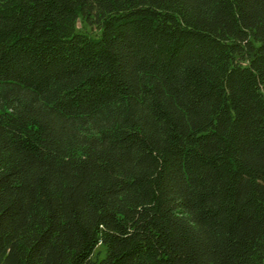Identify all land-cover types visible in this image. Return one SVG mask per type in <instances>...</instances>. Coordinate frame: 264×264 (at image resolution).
Here are the masks:
<instances>
[{
	"label": "trees",
	"instance_id": "1",
	"mask_svg": "<svg viewBox=\"0 0 264 264\" xmlns=\"http://www.w3.org/2000/svg\"><path fill=\"white\" fill-rule=\"evenodd\" d=\"M0 264H264V0H0Z\"/></svg>",
	"mask_w": 264,
	"mask_h": 264
},
{
	"label": "rangeland",
	"instance_id": "2",
	"mask_svg": "<svg viewBox=\"0 0 264 264\" xmlns=\"http://www.w3.org/2000/svg\"><path fill=\"white\" fill-rule=\"evenodd\" d=\"M74 26L76 29H81V30H85L87 32H90L92 34L97 33L98 32V26L97 24L93 21V19L91 20H86L83 16L78 15L75 18L74 21ZM103 254V248L101 246V244H96V246L94 247L93 250V257H100Z\"/></svg>",
	"mask_w": 264,
	"mask_h": 264
}]
</instances>
